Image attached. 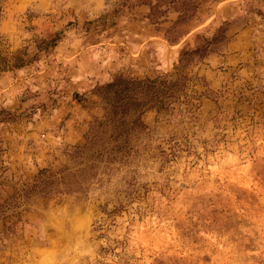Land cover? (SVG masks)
I'll return each instance as SVG.
<instances>
[{
	"label": "rangeland",
	"instance_id": "obj_1",
	"mask_svg": "<svg viewBox=\"0 0 264 264\" xmlns=\"http://www.w3.org/2000/svg\"><path fill=\"white\" fill-rule=\"evenodd\" d=\"M0 264H264V0H0Z\"/></svg>",
	"mask_w": 264,
	"mask_h": 264
}]
</instances>
